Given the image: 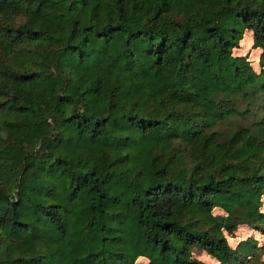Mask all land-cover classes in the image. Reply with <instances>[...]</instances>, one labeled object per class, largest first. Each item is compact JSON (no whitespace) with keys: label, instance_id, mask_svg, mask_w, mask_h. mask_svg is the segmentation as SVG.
Listing matches in <instances>:
<instances>
[{"label":"trees","instance_id":"1","mask_svg":"<svg viewBox=\"0 0 264 264\" xmlns=\"http://www.w3.org/2000/svg\"><path fill=\"white\" fill-rule=\"evenodd\" d=\"M196 250L264 264V0H0V264Z\"/></svg>","mask_w":264,"mask_h":264},{"label":"rangeland","instance_id":"2","mask_svg":"<svg viewBox=\"0 0 264 264\" xmlns=\"http://www.w3.org/2000/svg\"><path fill=\"white\" fill-rule=\"evenodd\" d=\"M251 33L250 31L246 33L245 40H243L242 42L243 45L240 49H238V51L241 54L248 55L250 57V60H252L255 68L259 70L261 68L262 50L260 48L254 47L253 39L250 36ZM252 234H254L260 241L263 240V237L259 233H256L254 230L250 229L247 226H240L234 237L229 236V242L233 246H236L241 240L249 237ZM195 256L206 262V264H220V262H218L216 259L200 250L195 251Z\"/></svg>","mask_w":264,"mask_h":264}]
</instances>
